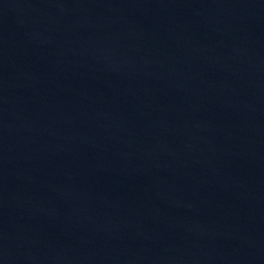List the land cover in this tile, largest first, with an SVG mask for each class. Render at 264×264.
<instances>
[{
    "label": "water",
    "instance_id": "obj_1",
    "mask_svg": "<svg viewBox=\"0 0 264 264\" xmlns=\"http://www.w3.org/2000/svg\"><path fill=\"white\" fill-rule=\"evenodd\" d=\"M0 264H264V0H0Z\"/></svg>",
    "mask_w": 264,
    "mask_h": 264
}]
</instances>
